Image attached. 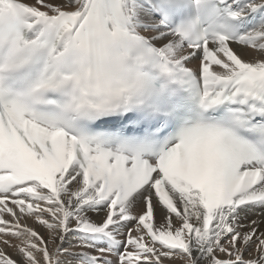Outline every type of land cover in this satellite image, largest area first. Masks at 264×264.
Segmentation results:
<instances>
[{
    "label": "snow or ice",
    "instance_id": "6c2138e0",
    "mask_svg": "<svg viewBox=\"0 0 264 264\" xmlns=\"http://www.w3.org/2000/svg\"><path fill=\"white\" fill-rule=\"evenodd\" d=\"M0 264H264V0H0Z\"/></svg>",
    "mask_w": 264,
    "mask_h": 264
},
{
    "label": "bare ground",
    "instance_id": "6f19581e",
    "mask_svg": "<svg viewBox=\"0 0 264 264\" xmlns=\"http://www.w3.org/2000/svg\"><path fill=\"white\" fill-rule=\"evenodd\" d=\"M22 2H25V3H33L34 0H22ZM29 223H31V221H29ZM38 231L40 232V234H41L42 236H45V237L47 236V232H46L45 229H43V228H39Z\"/></svg>",
    "mask_w": 264,
    "mask_h": 264
}]
</instances>
